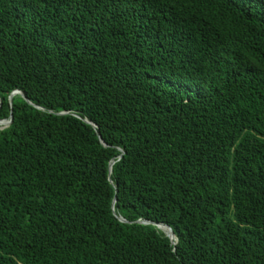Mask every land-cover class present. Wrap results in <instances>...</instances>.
<instances>
[{
  "label": "trees",
  "instance_id": "trees-1",
  "mask_svg": "<svg viewBox=\"0 0 264 264\" xmlns=\"http://www.w3.org/2000/svg\"><path fill=\"white\" fill-rule=\"evenodd\" d=\"M11 115L0 264H264V0H0Z\"/></svg>",
  "mask_w": 264,
  "mask_h": 264
},
{
  "label": "water",
  "instance_id": "water-1",
  "mask_svg": "<svg viewBox=\"0 0 264 264\" xmlns=\"http://www.w3.org/2000/svg\"><path fill=\"white\" fill-rule=\"evenodd\" d=\"M18 93L21 94L22 96H24V95L22 94V92L18 90L17 92H14V93L10 96V101H11V102H12L13 95H14V94H18ZM12 119H13V117H12V115H11V116H10V121H9V123H11ZM111 168H112V166H110V169H111ZM110 171H112V169H111ZM118 219H119L120 221H122V222H127V220H125L123 217H119V216H118ZM137 222H138V223H142V224H148V223L155 224V225H157L161 230H163V232H165V234H166L169 238H171V239H176L175 234L173 233L171 227H169L168 225L157 224V223H153V222H150V221H147V220H139V221H137Z\"/></svg>",
  "mask_w": 264,
  "mask_h": 264
},
{
  "label": "clouds",
  "instance_id": "clouds-1",
  "mask_svg": "<svg viewBox=\"0 0 264 264\" xmlns=\"http://www.w3.org/2000/svg\"><path fill=\"white\" fill-rule=\"evenodd\" d=\"M15 92H17V91H15ZM14 95H15V94H14ZM5 122H6V125H8V124H9V122H8V121H0V125H1V126H2V125H3V126H5V125H4V123H5ZM87 122H88V121H87ZM101 142H102L103 144H105V142L103 141V139H102V138H101ZM172 240H175V241H176V240H177V238H176V239H172Z\"/></svg>",
  "mask_w": 264,
  "mask_h": 264
},
{
  "label": "rangeland",
  "instance_id": "rangeland-1",
  "mask_svg": "<svg viewBox=\"0 0 264 264\" xmlns=\"http://www.w3.org/2000/svg\"><path fill=\"white\" fill-rule=\"evenodd\" d=\"M4 125H6V122L4 123Z\"/></svg>",
  "mask_w": 264,
  "mask_h": 264
}]
</instances>
